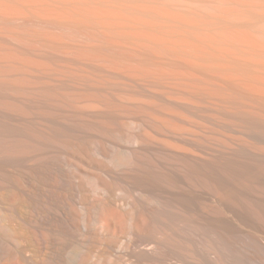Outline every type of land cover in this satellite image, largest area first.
Returning a JSON list of instances; mask_svg holds the SVG:
<instances>
[{
  "label": "bare ground",
  "instance_id": "obj_1",
  "mask_svg": "<svg viewBox=\"0 0 264 264\" xmlns=\"http://www.w3.org/2000/svg\"><path fill=\"white\" fill-rule=\"evenodd\" d=\"M0 264H264V0H0Z\"/></svg>",
  "mask_w": 264,
  "mask_h": 264
}]
</instances>
